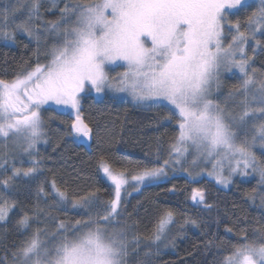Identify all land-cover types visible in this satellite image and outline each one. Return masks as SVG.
I'll return each instance as SVG.
<instances>
[{
	"label": "snow or ice",
	"instance_id": "1",
	"mask_svg": "<svg viewBox=\"0 0 264 264\" xmlns=\"http://www.w3.org/2000/svg\"><path fill=\"white\" fill-rule=\"evenodd\" d=\"M42 7L43 0H17L0 10V39L14 43L22 32L39 43L35 22L42 20ZM56 7L52 0L48 10ZM246 8L254 10L243 21L230 18ZM22 9L26 18L17 22ZM59 13L43 21L52 37L46 62L0 79V264H152L160 243L174 244L168 240L172 209L161 212L144 237L123 219L129 177L104 155L97 167L110 182L108 200L98 190L70 195L54 178L41 179L37 145L48 143L45 106L70 109V134L91 140L80 105L86 89L101 99L124 94L134 106L166 111L164 119L175 121L167 158L131 175L133 190L167 176L169 168L195 181L211 164L207 175L225 187L234 175L258 174L259 190L246 195L264 207V159L257 156L264 157V70L253 66L257 50L264 52V0H69ZM118 67L124 70L110 75ZM223 72L239 74L226 95ZM189 168L200 171L194 175ZM190 199L213 208L201 188H192ZM69 208L82 218L68 222L54 215ZM186 224L200 226L188 218L180 228ZM10 233L22 238L9 243ZM240 237L215 264H264V225L252 229L251 238L242 228Z\"/></svg>",
	"mask_w": 264,
	"mask_h": 264
},
{
	"label": "trees",
	"instance_id": "2",
	"mask_svg": "<svg viewBox=\"0 0 264 264\" xmlns=\"http://www.w3.org/2000/svg\"><path fill=\"white\" fill-rule=\"evenodd\" d=\"M2 1L0 6L4 5ZM252 10L246 8L232 19L243 21ZM42 12L47 21L58 19L50 17L47 8ZM46 50L20 33H16L12 44L0 42V79L12 80L17 73L34 67L37 61L45 63ZM248 51L252 55L251 48ZM253 66L264 70V52L257 50ZM233 79L237 78H230L227 84ZM81 111L93 129L91 140L86 144L76 139L70 134L71 117L48 109L43 112L48 143L38 150L37 156L44 169L41 179L50 181L54 178L70 195L82 196L98 190L102 200L111 198L110 182L97 167L100 155H104L117 170H125L128 177L144 165L159 166L167 158L176 125L175 121L164 119L166 111L139 108L112 96L96 100L90 95L83 96ZM23 166L29 165L25 162ZM197 187L205 190L206 202L213 205L211 211L190 199L192 188ZM253 188L259 190L256 179L235 180L230 190H224L207 179L191 181L175 176L148 185L137 194L128 188L127 192L131 194L125 199L123 219L133 225L136 234L144 237L151 233L158 215L172 209L176 214L175 223L170 226L168 240H174V244L165 247L167 241L160 243L159 254L152 257V264H215L241 239L242 228L248 229L251 238L252 229L264 225V207L260 206L259 198L253 202L246 195ZM46 190L50 187L46 186ZM25 203L31 206L35 200ZM128 213H131L130 217ZM54 215L68 222L82 218L70 208L67 213L59 211ZM188 218L196 219L200 226L186 224L181 229L180 225ZM227 228H232L233 232L228 233ZM21 238L19 234L10 233L8 242H18ZM209 240L212 244L206 246Z\"/></svg>",
	"mask_w": 264,
	"mask_h": 264
},
{
	"label": "rangeland",
	"instance_id": "3",
	"mask_svg": "<svg viewBox=\"0 0 264 264\" xmlns=\"http://www.w3.org/2000/svg\"><path fill=\"white\" fill-rule=\"evenodd\" d=\"M4 3L3 6H0V10L6 8V7H11L13 5H15L17 3V0H3L2 1ZM65 2H69V0H57V7L54 8V9H51V11H49L48 9L51 8V4H52V0H43V3H44V7L41 8V17H42V20L41 21H36L35 23H39L41 25V39L39 41V43L37 42V40L35 38H31L29 37L27 34L25 33H22V32H17V33H20V34H23V35H27L32 41H34L35 43H37L40 47L44 48V49H47L48 47H50L51 43H52V37L49 36L47 33H44L43 32V21H47V19L45 18V15L43 14L42 12V9L44 8H47L48 12H49V16L52 17V16H56L57 18L59 17L60 13H59V8L63 7V4ZM250 2H254L256 4H258V0H250ZM26 18V9H22L19 13H17L16 15V21L19 22L20 20L22 19H25ZM230 18L232 19L233 16H230ZM51 19V18H49ZM230 39V37L228 38ZM0 42H8L9 44H12L13 42L12 41H7V40H3V39H0ZM227 42V41H226ZM124 68L123 67H118L115 69V71L111 72L110 75H115L116 72H121L123 71ZM235 72V70H233ZM238 76L239 74L236 73L235 75L233 74V72H223L221 74V80H222V89H221V92L223 94H227V91L235 84H237L239 81H238ZM232 77H235L237 79H233L229 84H227V81L230 80V78ZM85 95H90V96H93L96 100H102L104 99L106 96H112V97H115L119 100H123V101H127L129 103H132L131 102V98L130 97H126L124 96V94H113V93H106V94H101L102 95V99L101 97H98L97 94L95 93L94 90H89V89H86L84 93H81V99H80V105L82 107V98L83 96ZM133 104V103H132ZM46 109H51L54 111H56L57 113H61V114H67L68 112H70L71 110L70 109H66L64 108L63 106H56L54 104H49V105H46L45 106ZM75 136V135H74ZM76 139H79L80 141H82L83 143H88L90 140H86V139H83V138H78L76 137ZM45 143H40L37 145V148L38 150L44 146ZM257 156L260 157V159H264V157H261L260 156V152L257 151ZM191 157H189L190 159ZM24 160L26 163L27 162V157H24ZM17 164L20 166L19 164V161H17ZM185 167H188V165L186 164ZM201 167H205L204 165H201ZM190 171L193 172V174L195 175L197 172L200 171V168H196V169H191L189 168ZM167 171V176L165 177H162L160 180L158 181H155V182H152V183H149V184H145V185H141L139 190L138 191H135L133 190V187L132 185L135 184L134 181H132L129 177V184L126 185V191H128V188H130L134 194H137L139 192L142 191V189L148 185H151V184H157V183H161V182H164V181H167L169 180L170 178L172 177H175V176H183V177H186L188 178L189 180L190 177L188 176L187 172L185 171H181V170H176V171H173L171 168L169 169H166ZM207 171H211V164H208L206 166V170H205V173L203 175H197L196 176V180L195 181H201L203 179H207V180H210L212 182H214L218 187H220L221 189H224V190H230L234 184V181L235 180H241V181H250L252 179H256L257 182H259V175L256 174V173H251V170L250 171V174L248 176H240L239 174L237 175H234L232 177V183H230L227 187L223 186V185H219L215 182V179L213 177H209L207 175ZM225 175H227V170H225ZM192 181V180H191Z\"/></svg>",
	"mask_w": 264,
	"mask_h": 264
}]
</instances>
